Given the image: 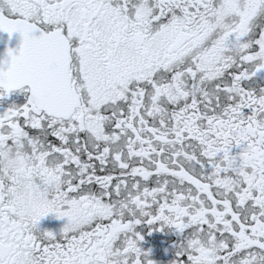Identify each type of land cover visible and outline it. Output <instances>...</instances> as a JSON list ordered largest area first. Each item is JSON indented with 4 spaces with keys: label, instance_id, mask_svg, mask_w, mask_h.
Wrapping results in <instances>:
<instances>
[{
    "label": "snow or ice",
    "instance_id": "1",
    "mask_svg": "<svg viewBox=\"0 0 264 264\" xmlns=\"http://www.w3.org/2000/svg\"><path fill=\"white\" fill-rule=\"evenodd\" d=\"M0 33V264H158L145 227L264 264V0H0Z\"/></svg>",
    "mask_w": 264,
    "mask_h": 264
},
{
    "label": "flooded vegetation",
    "instance_id": "2",
    "mask_svg": "<svg viewBox=\"0 0 264 264\" xmlns=\"http://www.w3.org/2000/svg\"><path fill=\"white\" fill-rule=\"evenodd\" d=\"M6 47L9 46L0 43V49L1 48L3 49V52L0 53V55L3 56L5 52L4 49H6ZM257 80L259 86L264 87V76L258 77ZM12 100L18 102V97L13 96ZM65 223H66V219L60 220L57 219L54 215L50 214L40 222L39 227L41 231L44 230L52 231L54 234L57 235V237H59L61 229ZM147 231L148 229L147 227H145L144 229L145 238L144 241L142 242V247L144 248V250L151 249L152 255L150 258L155 259L158 262V264H169V261H171L174 258L176 252V249L173 247V245L180 243L183 237L168 230H165L164 232H153L152 235L149 236L147 235Z\"/></svg>",
    "mask_w": 264,
    "mask_h": 264
},
{
    "label": "water",
    "instance_id": "3",
    "mask_svg": "<svg viewBox=\"0 0 264 264\" xmlns=\"http://www.w3.org/2000/svg\"><path fill=\"white\" fill-rule=\"evenodd\" d=\"M0 43L3 45H7L9 47H17L19 43V37L18 34L14 35L11 40H9L8 36L6 33H0ZM5 51V49H4ZM3 52V49H0V53ZM0 58H2V55H0Z\"/></svg>",
    "mask_w": 264,
    "mask_h": 264
}]
</instances>
